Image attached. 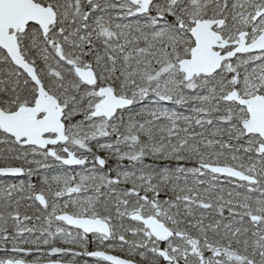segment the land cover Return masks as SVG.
<instances>
[{"label":"snow or ice","instance_id":"snow-or-ice-1","mask_svg":"<svg viewBox=\"0 0 264 264\" xmlns=\"http://www.w3.org/2000/svg\"><path fill=\"white\" fill-rule=\"evenodd\" d=\"M0 264H264V0H0Z\"/></svg>","mask_w":264,"mask_h":264}]
</instances>
